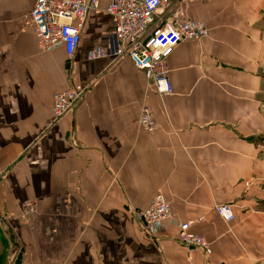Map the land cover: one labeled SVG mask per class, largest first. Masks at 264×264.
I'll return each mask as SVG.
<instances>
[{
	"label": "crops",
	"instance_id": "0c3cea01",
	"mask_svg": "<svg viewBox=\"0 0 264 264\" xmlns=\"http://www.w3.org/2000/svg\"><path fill=\"white\" fill-rule=\"evenodd\" d=\"M111 1L90 12L70 64L63 48L39 50L36 0H0V264L20 252L21 264H264V0H188L210 34L170 56L167 96L128 57L87 58L115 29ZM69 66L86 95L55 120ZM144 104L154 130L138 124ZM158 194L175 219L149 236L131 210ZM187 221L208 251L179 240Z\"/></svg>",
	"mask_w": 264,
	"mask_h": 264
},
{
	"label": "built area",
	"instance_id": "2783aa9c",
	"mask_svg": "<svg viewBox=\"0 0 264 264\" xmlns=\"http://www.w3.org/2000/svg\"><path fill=\"white\" fill-rule=\"evenodd\" d=\"M178 1L170 9L171 0H112L105 11L114 16L115 29L107 44L92 48L87 58L112 57L120 60L128 57L144 72L149 89L160 96L173 94L174 87L169 77L170 56L181 42L201 41L210 34L203 21L187 16L185 4L188 0ZM100 8V0H36L30 22L39 50L52 53L63 48L69 63L73 64L87 18L92 10ZM67 74V87L54 94L55 120L74 111L86 95L87 87L74 82L70 66ZM138 124L147 130L157 127L149 105L141 107ZM215 210L226 222L235 219L229 203H218ZM37 212L36 201H25L21 207L22 221L31 225ZM131 212L141 223L143 232L149 236H156L175 219L171 204L161 194L156 195L147 208H135ZM192 224V221L178 223L179 240L188 248L208 251L209 241L205 236L193 232Z\"/></svg>",
	"mask_w": 264,
	"mask_h": 264
},
{
	"label": "water",
	"instance_id": "95a60500",
	"mask_svg": "<svg viewBox=\"0 0 264 264\" xmlns=\"http://www.w3.org/2000/svg\"><path fill=\"white\" fill-rule=\"evenodd\" d=\"M16 263H17V264H21V263H22V252H20V253L18 254V257H17Z\"/></svg>",
	"mask_w": 264,
	"mask_h": 264
},
{
	"label": "rangeland",
	"instance_id": "374dc122",
	"mask_svg": "<svg viewBox=\"0 0 264 264\" xmlns=\"http://www.w3.org/2000/svg\"><path fill=\"white\" fill-rule=\"evenodd\" d=\"M216 205V204H215ZM214 208H215V206H214Z\"/></svg>",
	"mask_w": 264,
	"mask_h": 264
},
{
	"label": "trees",
	"instance_id": "16d2710c",
	"mask_svg": "<svg viewBox=\"0 0 264 264\" xmlns=\"http://www.w3.org/2000/svg\"><path fill=\"white\" fill-rule=\"evenodd\" d=\"M10 245V244H9ZM7 247H9V246H7Z\"/></svg>",
	"mask_w": 264,
	"mask_h": 264
},
{
	"label": "bare ground",
	"instance_id": "6f19581e",
	"mask_svg": "<svg viewBox=\"0 0 264 264\" xmlns=\"http://www.w3.org/2000/svg\"><path fill=\"white\" fill-rule=\"evenodd\" d=\"M234 216H235V214H234Z\"/></svg>",
	"mask_w": 264,
	"mask_h": 264
}]
</instances>
